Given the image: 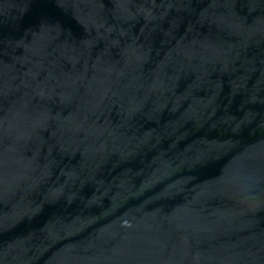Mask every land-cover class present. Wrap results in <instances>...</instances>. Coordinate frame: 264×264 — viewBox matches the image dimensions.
<instances>
[{"label":"water","instance_id":"95a60500","mask_svg":"<svg viewBox=\"0 0 264 264\" xmlns=\"http://www.w3.org/2000/svg\"><path fill=\"white\" fill-rule=\"evenodd\" d=\"M0 264H264V0H0Z\"/></svg>","mask_w":264,"mask_h":264}]
</instances>
